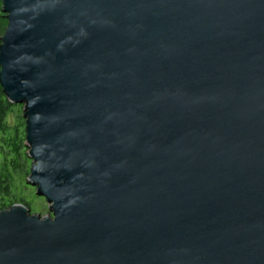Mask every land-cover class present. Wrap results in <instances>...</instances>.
Returning a JSON list of instances; mask_svg holds the SVG:
<instances>
[{
	"label": "water",
	"instance_id": "obj_1",
	"mask_svg": "<svg viewBox=\"0 0 264 264\" xmlns=\"http://www.w3.org/2000/svg\"><path fill=\"white\" fill-rule=\"evenodd\" d=\"M27 182L0 264H264V0H1Z\"/></svg>",
	"mask_w": 264,
	"mask_h": 264
},
{
	"label": "trees",
	"instance_id": "obj_2",
	"mask_svg": "<svg viewBox=\"0 0 264 264\" xmlns=\"http://www.w3.org/2000/svg\"><path fill=\"white\" fill-rule=\"evenodd\" d=\"M1 9L2 2L0 0V40L8 24ZM1 92L0 87V211L18 204L11 201V198H14L13 193L17 190V183L21 179H26L30 170L27 169L28 156L25 152L23 155L25 159H20L21 148L24 147L22 143L26 140L24 119L16 113L19 106L10 103ZM13 121L16 122L14 128L12 127ZM22 205L27 209L30 207L25 201Z\"/></svg>",
	"mask_w": 264,
	"mask_h": 264
},
{
	"label": "rangeland",
	"instance_id": "obj_3",
	"mask_svg": "<svg viewBox=\"0 0 264 264\" xmlns=\"http://www.w3.org/2000/svg\"><path fill=\"white\" fill-rule=\"evenodd\" d=\"M14 105V104H13ZM19 107L16 109V113L19 114V116H23V106L18 105ZM21 114V115H20ZM24 119V118H23ZM15 121L12 122V127L14 128ZM25 124V119H24ZM26 133V132H25ZM26 140L22 143L24 147L21 148V160H24L25 157H23L24 152L26 156L28 155V148L25 144ZM27 169L31 167V159L27 157ZM22 176V174H20ZM28 177L26 179H21L20 182L17 183V190L14 191L13 196L11 198V201H14V203L22 204L24 201L30 205L29 211L31 214L39 215V216H47L49 215L48 211V204L45 202L43 197H40L36 195V188L31 186L28 182ZM15 188V187H14ZM13 188V189H14Z\"/></svg>",
	"mask_w": 264,
	"mask_h": 264
},
{
	"label": "bare ground",
	"instance_id": "obj_4",
	"mask_svg": "<svg viewBox=\"0 0 264 264\" xmlns=\"http://www.w3.org/2000/svg\"><path fill=\"white\" fill-rule=\"evenodd\" d=\"M1 71V70H0Z\"/></svg>",
	"mask_w": 264,
	"mask_h": 264
}]
</instances>
